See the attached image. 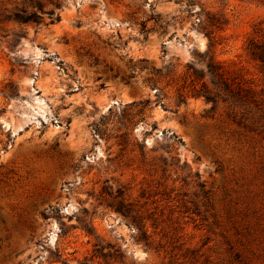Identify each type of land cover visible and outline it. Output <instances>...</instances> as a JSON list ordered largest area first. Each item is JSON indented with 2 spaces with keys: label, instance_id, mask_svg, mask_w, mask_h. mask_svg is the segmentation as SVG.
<instances>
[{
  "label": "rangeland",
  "instance_id": "rangeland-1",
  "mask_svg": "<svg viewBox=\"0 0 264 264\" xmlns=\"http://www.w3.org/2000/svg\"><path fill=\"white\" fill-rule=\"evenodd\" d=\"M59 13L0 29V264H264V0ZM207 30L246 103L193 94Z\"/></svg>",
  "mask_w": 264,
  "mask_h": 264
},
{
  "label": "trees",
  "instance_id": "trees-1",
  "mask_svg": "<svg viewBox=\"0 0 264 264\" xmlns=\"http://www.w3.org/2000/svg\"><path fill=\"white\" fill-rule=\"evenodd\" d=\"M65 0H0V29L5 24L17 26H32L35 31L41 27H47L60 20L59 10ZM211 22V20H208ZM205 34L208 37L207 48L199 53V61L204 68L197 69L193 63L187 64L188 75L193 83H199V88L194 89L193 94L202 96L206 102L213 104L219 99L221 94L227 95L233 103L247 102L248 89L242 88L241 84L235 81H228L223 68L213 58L211 47L214 39L211 30ZM246 49L250 59L256 62L260 71L264 75V35L250 37L247 40ZM207 80H204V78ZM222 101L226 97L221 98ZM118 211L130 213V208H117ZM139 215L132 216L137 218ZM134 221V220H133ZM87 233L92 234L91 228H86Z\"/></svg>",
  "mask_w": 264,
  "mask_h": 264
}]
</instances>
